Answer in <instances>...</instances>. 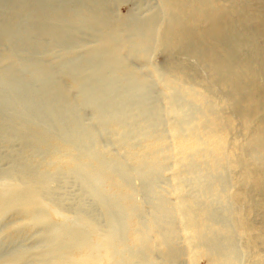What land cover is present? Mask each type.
Here are the masks:
<instances>
[{"label": "rangeland", "instance_id": "374dc122", "mask_svg": "<svg viewBox=\"0 0 264 264\" xmlns=\"http://www.w3.org/2000/svg\"><path fill=\"white\" fill-rule=\"evenodd\" d=\"M203 1L201 10L208 16L222 15L218 20L237 63L223 68H233V81L247 88L240 94L226 87L224 78L218 80L209 66L213 50L224 54L216 42L197 40L207 24L199 18L194 0H187V13L167 9L166 0H0V184L45 181L48 187L42 195L61 215L84 217L95 227L83 242L81 227L57 224L62 218L51 211L36 213L49 217L50 223H29L22 211L28 193L19 188L10 208L0 214V256L23 253V262L46 255L55 248L54 230L80 243L60 253L77 255L110 229V213L119 203L130 214L115 220L110 263L264 264L263 140L249 147L254 135L264 130L260 12L252 0ZM148 22L150 39L141 43L138 26ZM168 32L176 35L170 44L165 41ZM109 34L116 44L114 57L102 43ZM243 70L252 76H244ZM12 85L20 88L14 100ZM30 97L34 101L27 100ZM22 108L25 117L15 119ZM50 111L66 131L89 132L91 148L95 145L103 155L114 156L109 170L118 173V202L100 203L97 193L68 171L73 159L59 143L92 152L81 139L62 142L51 128L53 138L37 142V127L53 126ZM207 113L218 118L217 126L206 119ZM109 119L120 128H111ZM218 128L227 136L222 149ZM153 141L162 145L156 153ZM195 142L200 143L198 150ZM127 148L134 160L126 157ZM153 158L158 171L142 177V166ZM258 171L259 185L246 177ZM216 183L225 187L221 198L213 192L219 191ZM123 189L131 193L125 196ZM185 201L193 203L189 211L195 224H203L205 235L199 239L181 218L179 208ZM163 204L169 213L162 211ZM146 228L149 249L139 247V230ZM228 231L229 244L223 236ZM212 235L220 242L219 254L207 246L206 237Z\"/></svg>", "mask_w": 264, "mask_h": 264}, {"label": "bare ground", "instance_id": "6f19581e", "mask_svg": "<svg viewBox=\"0 0 264 264\" xmlns=\"http://www.w3.org/2000/svg\"><path fill=\"white\" fill-rule=\"evenodd\" d=\"M194 1L197 3V8H198L197 10L199 13V18L201 20H205V22L207 24L206 27L201 31V34L198 33L199 35H198V37H196L197 40L202 42L203 40H209L210 39V40L216 42V44L218 45L217 48L221 46V51L224 54V56H220L216 52L214 53V50H213V53L210 54V56H209V66L214 70V72L216 74L215 76L218 80H221L223 78L225 79L224 85L226 87H228V86L233 87L236 90L237 94L242 93L247 88L245 86L239 84L235 80L233 81L232 76L234 74V69L230 68L228 70L226 68H223V66L225 64H229L231 67H233L237 63L235 62V60H236L235 53L233 51H230V49L227 46L228 39L225 36V29H224L223 25L218 20L219 18L222 17V15L220 14V12L217 11L218 13H216L215 15H209L208 16L204 11L201 10V8L204 5L203 4L204 1L203 0H194ZM252 1H254V3L258 4V8H259L258 10L260 12L259 13L260 15L257 17L258 27H259L258 31H260L261 33H264V5H263L264 0H252ZM166 7L169 10H176L178 13H187L186 9H189L187 0H166ZM241 7H243V6H241ZM176 20H175V23H176V25H178V21H176ZM149 22H152V21H149ZM149 22H148V24L147 23H141L138 26L139 29L143 31V32L141 31V35H139V32L136 33L138 36H140L141 43H144L150 39V32L147 30ZM174 38H176V35L172 34V32H168L167 35H165V41L167 42V44L172 43ZM102 41H103L102 43L104 44V46L110 50V54L112 55L111 57H114L116 55V48H115L116 44L114 43V36L109 34L108 36L103 37ZM242 73L246 77L252 76L251 72H248L247 70H243ZM229 77H230V79H229ZM9 81H11L10 78H8L7 82L9 83ZM51 91H53V90H51ZM11 95H12L13 100L19 98L20 88L16 85H12V94ZM84 99L86 101L89 99V93L88 92L84 93L83 100ZM27 100L34 101V98L30 97ZM22 109L23 110H21L15 114V117H14L15 119H18L20 117H25L27 110H25V108H22ZM49 115L51 117V121H52L53 126L47 125V126H43V127H37L38 129L35 130L34 137L36 136L38 143H42L46 140L53 138V135L50 134V132H51L50 129L54 128V129H56L57 133L60 135V138H61L60 141H62V142L67 141L68 142L69 141L68 139H72V138L76 139L77 138V139L82 140L81 143L84 145L85 150H86V148H88V149L91 148V139L89 137V135H90L89 132H82V131H79L77 129H73L69 133V131H66L62 127V124L54 117L52 111H50ZM205 116H206L207 120L211 119L212 123L215 126H217L218 118L215 117V115L212 116L209 113H207V114H205ZM37 117H40V116H37ZM36 120H37V122H39L40 118H36ZM109 121L111 122L110 127L113 128L114 130H118L120 128L118 126V124L116 123V121H114L112 119H109ZM246 122L249 123V121H246ZM228 125L230 126V121H228L226 123L225 127H227ZM219 129L220 128L217 129V131H218L217 133H219V135H221L219 137V139L222 141V143L220 145V149H222V148H224V146L222 144L225 141L227 136H226L225 130H219ZM33 133L34 132H31V131L29 132V134H33ZM199 140H200V138H199ZM260 140H263V143H264V130H262V129H260L259 132L254 135V138L249 143V147L251 148V147L256 146V144ZM188 142H186V144ZM206 142H208V141H206ZM195 143H193L194 144L193 147L195 148V150H198V148L200 147V143L199 142H197L196 144ZM142 144H144V143H142ZM46 145H47V142H46ZM59 145L66 152H68L69 155L73 159L72 164L67 167L68 171H71L75 175L80 176L83 179L84 183L89 185V187L92 188V190L95 191V193H97V198L100 201V203L105 204L106 202H109V201H112V202H118L119 201L118 197H120L121 195L117 196V192H116V190L121 187L120 181H119V178L117 175L118 173L114 174V173H111L109 170L111 168V163L113 161H116L114 156L109 155L108 153H105L103 155L102 150L95 145H92L94 148H91L92 152H90L89 154L83 153L82 151H80V149H78L72 145L71 146L70 145L65 146L62 143L61 144L59 143ZM191 147H192V145H191ZM189 148H190V146H189ZM151 149L153 150L154 153H156L157 151L162 149V145H160L158 142L153 141ZM226 150H227V148H226ZM58 153H59V151H58ZM100 153H102L101 154V155H103L102 157L100 156ZM124 153L126 154L127 158L133 159V160L135 159L134 158L135 155L133 154L132 150L127 148V149H125ZM215 163L216 162L214 161L213 166H212L213 170H216L218 168V165ZM142 167L143 168L141 171V173H142L141 176L146 177L149 174V172H151V173L157 172L159 165L156 162V160L153 158V159H150L149 161H147V163L144 164ZM115 171L116 170H114V172ZM123 172H124L123 174L126 175L127 171L124 170ZM102 175L105 178H103ZM246 177H247V179L248 178L253 179L254 182H256V184L259 185V181H260L259 171L258 172H248ZM103 179H105V182L103 181ZM122 179H123V177H122ZM215 185L216 186L219 185L220 188L218 187L219 191L216 190L213 192H215V193L217 192L216 194L218 195V197L221 198L222 197L221 192L224 191L225 187L222 184L220 185V184L216 183ZM24 187H25L24 190L27 191L26 193H28V196H26L25 200L23 201L24 203L22 205L23 206L22 211L25 212V214H27V216H28L27 220L29 223H33L34 225L50 223L51 221H50L49 217L46 218V217H44L43 214H41V215L36 214V213H39V210L44 209L47 211V214L49 211H51L56 217H59L60 219L62 218V221L57 223V224L62 223V224H65L67 226L76 225V226L81 227L80 235L82 236V238H84V239H82L83 242L87 241L90 238L91 233L95 232V227L88 224L85 221L86 219H84V217L79 216L76 219H69V218L65 217L64 215H61L58 212V210H56L49 202H47L48 200L46 199V197H44V195H42V191L46 187H48V185L45 181L42 182V180L40 182L37 181L35 184H33V182L30 184L25 183L24 186H21L18 184H9V185H1L0 184V214L4 211L6 212V210H8L10 208L12 202L15 200L14 194L16 192H18L19 188H24ZM112 191L116 192V193H113ZM123 191H124L123 195H125V196H127L131 193V191L129 189H123ZM19 193H21V191H19ZM111 193H113V194H111ZM262 193H264V190L262 191ZM108 204H110V203H108ZM117 204L118 205H116V207L114 208V210L111 213L108 209L105 208L106 213H110L111 218H112V220L110 221L111 227L105 233L106 235L104 234V235L99 236V237L97 236L98 238L96 240V243H94L93 246H90L89 249L82 250L77 255L73 254V253H71V254L60 253V251L62 249H63V251H65L64 248L65 249H74V247L79 246L80 243H76V242H78V241H76L74 244L73 241H70V238H64L62 236V234H60L59 230L58 231L54 230L53 235H52V243H51V244H53V246H55V248L53 249L54 251L51 250L52 252H50L46 255H42L40 253L41 254L40 256H38L39 254L31 256L29 258H26L23 262H22V260L25 258L23 253L21 255H19L18 253H17V255H16V253L15 254L10 253L11 255H4L3 257L0 256V264H114V263H112V261H114V260H112L111 263L109 261L111 260V258L113 256L110 248H111L112 243H113L111 240L112 239L111 236H113L114 226L116 225L115 220H117L120 217L127 216V215H128L127 217H129V214H130V211L123 210V208H121L122 206H120L119 203H117ZM192 204L193 203L191 201L181 202L179 211H181V213H182L181 218H182L183 222L192 229L193 238L199 239L205 234H204V229L202 227L203 224H201V223L195 224V219L193 217V214L189 211L190 208L192 207ZM108 207H109V205H108ZM160 207H162V211L164 210L163 211L164 213L165 212L169 213L171 210L169 207L165 206L164 204L160 205ZM127 209H129V208H127ZM207 209H209V207H207ZM34 214H36V215H34ZM125 214H127V215H125ZM106 215H108V214H106ZM31 216H35L37 219L33 218L32 221H29V220H31ZM146 230L148 231L149 229L146 228L145 230H139V247H144L145 249H149L150 245L148 242L145 241V237H146V233H147ZM98 231L99 230H97V232ZM74 233H75V231H74ZM231 234L232 233L230 231L225 232L223 234V236H225V240L227 242L231 240V236H232ZM71 239H72V237H71ZM206 239H207V243H208L207 246L209 247V249L214 254H219L220 250H221V245H220V242L216 239V237L214 235H212V236H207ZM49 241H48V243H50ZM229 243L230 242H228L227 244H229ZM50 248H48V249H50ZM19 250H21V249H19ZM22 252H25V251H22ZM113 252H115V251H113ZM19 253H21V252H19ZM94 253H96V255ZM117 264H127V263L125 261H122V260L119 261L118 260ZM149 264H152V263L150 262ZM221 264H234V261L233 260H225L224 262H221Z\"/></svg>", "mask_w": 264, "mask_h": 264}]
</instances>
